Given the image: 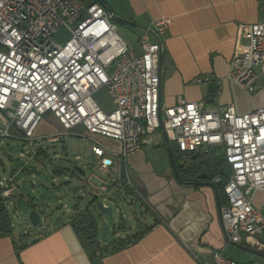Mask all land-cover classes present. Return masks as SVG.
I'll return each instance as SVG.
<instances>
[{
    "label": "built area",
    "instance_id": "1",
    "mask_svg": "<svg viewBox=\"0 0 264 264\" xmlns=\"http://www.w3.org/2000/svg\"><path fill=\"white\" fill-rule=\"evenodd\" d=\"M257 1L264 8V0ZM171 23L170 17L153 20L138 36L135 49L119 33L115 14L99 0H0V141L15 139L20 146L17 168L0 174V196L12 229L25 220L21 225L27 239L46 234L55 225L50 215L63 204L60 189L71 192L81 185L73 193V207L64 213L70 215L66 220L72 223L101 200L119 213L107 243L126 242V221L136 220L134 203L144 199L131 179L129 158L152 145L158 130L170 150L180 151V164L212 147L223 148L228 171L213 182L225 194L219 214L227 245L242 243L243 233L252 236L264 229L262 210L252 201L257 190H264V103L245 113L234 103L210 108L182 97L163 106V34ZM62 28L68 31L64 41L56 39ZM241 39L246 40L243 45ZM229 78L264 97V20L239 25ZM197 81L220 82L212 75ZM101 87L108 88L113 108L94 99ZM46 116L56 120L59 130L37 134ZM66 136L85 140L91 159L84 157L72 169L66 162L50 170L49 187L60 204L41 208L34 226L17 207V199L25 196L22 175L33 165L40 169L33 161L44 163L50 148L63 144L65 149ZM102 138L118 142L120 149L108 147ZM213 256L212 262L197 264H246L224 248Z\"/></svg>",
    "mask_w": 264,
    "mask_h": 264
},
{
    "label": "crops",
    "instance_id": "2",
    "mask_svg": "<svg viewBox=\"0 0 264 264\" xmlns=\"http://www.w3.org/2000/svg\"><path fill=\"white\" fill-rule=\"evenodd\" d=\"M99 1L132 31L130 39L123 37L135 49L138 36L153 20L172 18L163 34L166 46L161 57L163 106H172L182 97L204 102L210 108L234 103L239 113H245L264 103L261 92L251 93L229 78L239 25L264 20V8L257 0ZM245 42L240 40L241 45ZM205 75L220 82L199 83L197 78ZM102 141L110 148L120 149L118 142L106 138ZM191 162L192 159L179 164L187 168ZM129 167L135 188L160 221L154 223L152 217L149 221L145 214L139 213L125 235L135 234L146 224L150 228L123 248L112 250L110 245L104 249L103 264L212 262L214 251L220 248L246 264H264V229L252 236L243 233L242 243L227 245L219 214V185L213 182L220 172L198 183L179 182L162 130L155 133L152 145L144 146L129 158ZM252 201L264 216V190H257ZM23 230V225H17L11 235L0 233V264H92V254L85 250L72 223L66 219L58 220L37 239H26ZM100 232L101 227L99 235ZM100 240L103 245L107 243L101 235Z\"/></svg>",
    "mask_w": 264,
    "mask_h": 264
},
{
    "label": "rangeland",
    "instance_id": "3",
    "mask_svg": "<svg viewBox=\"0 0 264 264\" xmlns=\"http://www.w3.org/2000/svg\"><path fill=\"white\" fill-rule=\"evenodd\" d=\"M119 33L124 36L127 39H130L132 31L124 26V25H119ZM68 38V31L64 28L60 29L58 31V33L56 34V39L60 40V41H64L65 39ZM93 97L94 99L104 108L106 109H111L114 106V101L110 95V92L108 90L107 87H101L98 90H96L93 93ZM59 130V125L56 122V120L53 117H47L42 121V123L40 124V126L38 127L36 133L37 134H53L55 132H57ZM18 140H4L3 142L0 141V147L1 148V152H0V156H3V153H9L10 157H6L5 160V166H1L0 165V172L1 173H6V174H10L12 172V170L17 168V165L19 164V160H18V156H19V152H20V146L18 144ZM62 145H55L54 148H50V150L52 151L50 153V156L44 161V163H38L33 161L34 163H36L40 170L42 171L41 175H33V174H23L22 177H24L25 181H36L39 184H43V186H38L36 188V190L34 192L31 191V189L29 188L28 192L32 195V196H36L41 194L42 192H47L50 194H54L55 190L51 187H49V172L50 170H52L57 164L60 166H66V162H71L70 164V168H73V164L74 163H78V165H81V163L84 162V157L91 159V153H90V146L89 144L86 143L85 140H83L81 137H76V136H66L65 138V149L62 148ZM67 152V154H66ZM59 154V155H57ZM79 155L81 157V160H77L75 157ZM69 160V161H64V160ZM190 161V159H187V161ZM186 161V162H187ZM46 184V185H44ZM27 186V185H26ZM61 191V200H62V206L58 209H56V211H54L50 217L49 220L51 223H54V221L56 220V218L58 216H63V219H66L67 217H69V214H65L67 212V210H69L71 207H73L74 203V194L69 192L66 189H60ZM51 202L54 205H58L60 204V202L58 200H51ZM124 211H127V207H123ZM92 218L97 221L102 223L105 222H109L111 225L113 224V222L119 218V213L115 212V219H111L108 215L106 214H101L99 212H97L94 208H90L89 209ZM142 213H140L141 215ZM25 220L21 221L19 223V225L25 223ZM134 221H130L127 220L126 224L128 225L127 227L129 228V226L131 227L132 224H134ZM18 225V224H17ZM18 225V227H19ZM17 227V226H16ZM132 232V231H131Z\"/></svg>",
    "mask_w": 264,
    "mask_h": 264
},
{
    "label": "trees",
    "instance_id": "4",
    "mask_svg": "<svg viewBox=\"0 0 264 264\" xmlns=\"http://www.w3.org/2000/svg\"><path fill=\"white\" fill-rule=\"evenodd\" d=\"M117 23L119 25H124L123 22L118 20ZM179 154L180 151L176 147L171 148V157L178 170L177 179L181 183H198L205 179L209 180L218 171L220 173L228 171V164L225 160L224 150L221 147H212L207 152L198 153L191 156L190 159H192V162L187 168H183L182 165L179 164ZM220 187L221 186L219 185L218 188L221 195V204H223L225 203V194L222 187ZM138 202L141 204L142 208L145 209L146 213L151 214V217L154 219V223H158L160 221L157 218V214L147 205L144 199L139 198ZM72 225L75 228L85 250L98 257H101L104 249H107L110 245H112V250H116L133 243L134 241L138 240V238L151 226L150 224H146L142 230L128 236V240L126 242L119 244L108 242L103 245L102 241L100 240L99 228L95 222L89 225L81 216L74 219L72 221ZM12 231L13 229L11 227L10 220L6 210L3 207L0 196V233L11 235Z\"/></svg>",
    "mask_w": 264,
    "mask_h": 264
},
{
    "label": "water",
    "instance_id": "5",
    "mask_svg": "<svg viewBox=\"0 0 264 264\" xmlns=\"http://www.w3.org/2000/svg\"><path fill=\"white\" fill-rule=\"evenodd\" d=\"M170 155H171V150L169 149ZM6 157H10L9 153H3V156H0V165L1 166H5V158ZM172 158V157H171ZM172 166H173V170L175 172V174H178V170L176 167L175 162L172 159ZM28 174H33V175H41L42 171L40 169L37 168L36 165H33L29 170H28ZM27 185V186H26ZM43 186V184H39L36 181H28L25 183L24 186V191H25V196L24 197H20L17 199V207L18 209L25 215L27 216V219L34 225L37 226L39 224V220H40V214H39V210L41 208H49L53 203L51 202V200H58V195L56 193L54 194H50L47 192H42L39 195L36 196H32L28 190L29 188L31 189L32 192H34L36 190V188L38 186ZM46 185V184H44ZM29 187V188H28ZM81 188V185H75L72 187V193H76L79 189ZM24 194V193H23ZM135 208L137 209V211L139 213L145 214L148 218L149 221H151V214L146 213L145 209L142 208L141 204L139 202H135L134 203ZM92 206H87L86 210L83 211L81 213V216L85 219V221L90 225L91 223L95 222L99 227H101V238L103 241H110L112 239V235L110 232L111 225L109 222H105V223H100L95 221L92 216L91 213L89 211V209ZM92 208H94L97 212L101 213V214H106L108 215L111 219H115V211L113 210V208L111 206L106 207L103 202L101 200L96 201V205L93 206ZM62 216H58L56 218V220L54 221V224H57L58 220L61 219ZM102 225V226H101ZM90 260L92 262V264H103L102 258L101 257H95L94 255H92L90 257Z\"/></svg>",
    "mask_w": 264,
    "mask_h": 264
}]
</instances>
